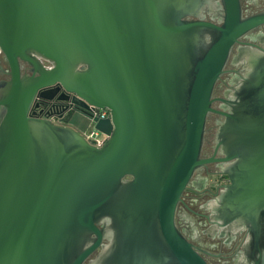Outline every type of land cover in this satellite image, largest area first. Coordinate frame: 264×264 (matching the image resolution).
<instances>
[{
    "label": "water",
    "instance_id": "95a60500",
    "mask_svg": "<svg viewBox=\"0 0 264 264\" xmlns=\"http://www.w3.org/2000/svg\"><path fill=\"white\" fill-rule=\"evenodd\" d=\"M205 7L221 9L220 24L202 20ZM263 24L240 0H0L11 69L0 88V264H84L96 251L87 264H208L175 213L212 162L230 182L210 206L214 228L247 230L264 262V36L262 48L239 47L243 74L224 110L212 107L232 49ZM53 87L65 113L106 137L101 147L31 116L35 98L60 100L45 94ZM211 113L223 118L219 158L201 156Z\"/></svg>",
    "mask_w": 264,
    "mask_h": 264
},
{
    "label": "flooded vegetation",
    "instance_id": "af4514ba",
    "mask_svg": "<svg viewBox=\"0 0 264 264\" xmlns=\"http://www.w3.org/2000/svg\"><path fill=\"white\" fill-rule=\"evenodd\" d=\"M215 2L219 4V0H215ZM240 3L243 17H249L264 12V0H240ZM202 15V20L220 24L222 11L218 7L212 10L205 7L202 11ZM188 19L191 20L196 18L189 17ZM262 36H264V24L248 32L240 39L241 44L235 45L232 49L230 58L225 67L226 72L221 76L214 87L212 95V97L216 99L212 104L214 109L224 110L221 100L227 99L225 95L226 92L233 90L235 81L243 74V67L240 64L235 65L233 63L234 57L238 54L239 47H251L253 49L262 48L263 46L257 40ZM40 63L46 69L50 67L46 61L40 60ZM20 64L21 74L31 76L30 67L23 62ZM10 73L11 69L8 60L0 50V88L3 87L4 83L10 81ZM45 94L47 96L55 95V97H60V100L54 99L48 101L35 98L30 109L31 116L38 119H48L53 124H66L70 126L69 121L72 117L76 116L77 113L64 112L65 103L63 100L67 96L66 93H64L61 88L53 87L47 89ZM0 108H2V106H0ZM100 110L102 109L94 110L95 114L98 115ZM222 119L220 115L213 113L209 114L207 117L204 144L201 153V156L204 158L212 156L215 158L221 157L219 152L215 153V133ZM88 122L89 126H92L89 120ZM80 133L83 134V132ZM220 165L221 163L217 162L208 163L194 173L190 184L182 195V201L177 207L175 213L176 225L184 237L200 250V254L208 264H254V260L259 258V252L255 250L253 256L250 255L251 249L248 247L247 230L240 229L232 232L222 228L215 229L214 224L210 220V206L212 202L216 199L219 192L230 183L228 177L220 173ZM107 242L108 241L105 239L104 243ZM260 250L264 253L263 245L260 246ZM97 252L98 251H96L90 259H93ZM88 261L84 264H87ZM261 264H264V262Z\"/></svg>",
    "mask_w": 264,
    "mask_h": 264
},
{
    "label": "built area",
    "instance_id": "2783aa9c",
    "mask_svg": "<svg viewBox=\"0 0 264 264\" xmlns=\"http://www.w3.org/2000/svg\"><path fill=\"white\" fill-rule=\"evenodd\" d=\"M108 115H109L108 110L102 109L98 113V118L103 119L108 117ZM83 136L91 145L95 147H101L106 138L103 134L95 130L93 127L89 132L83 133Z\"/></svg>",
    "mask_w": 264,
    "mask_h": 264
},
{
    "label": "crops",
    "instance_id": "0c3cea01",
    "mask_svg": "<svg viewBox=\"0 0 264 264\" xmlns=\"http://www.w3.org/2000/svg\"><path fill=\"white\" fill-rule=\"evenodd\" d=\"M76 115L77 116L72 117V119L69 121V124L74 129L81 132L83 126L85 125V122L87 123L88 120L85 117H83L82 115H79V114H76Z\"/></svg>",
    "mask_w": 264,
    "mask_h": 264
},
{
    "label": "rangeland",
    "instance_id": "374dc122",
    "mask_svg": "<svg viewBox=\"0 0 264 264\" xmlns=\"http://www.w3.org/2000/svg\"><path fill=\"white\" fill-rule=\"evenodd\" d=\"M88 124H89V122H87V123L85 122V125L83 126L81 132L85 133V132H89L91 130L92 126L91 125L89 126Z\"/></svg>",
    "mask_w": 264,
    "mask_h": 264
}]
</instances>
